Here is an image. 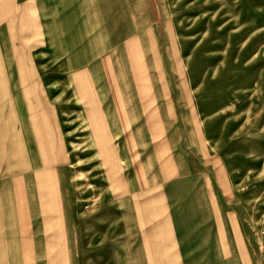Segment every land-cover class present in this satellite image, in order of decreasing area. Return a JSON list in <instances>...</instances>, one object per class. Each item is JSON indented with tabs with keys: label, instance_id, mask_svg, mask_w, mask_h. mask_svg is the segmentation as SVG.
Instances as JSON below:
<instances>
[{
	"label": "rangeland",
	"instance_id": "374dc122",
	"mask_svg": "<svg viewBox=\"0 0 264 264\" xmlns=\"http://www.w3.org/2000/svg\"><path fill=\"white\" fill-rule=\"evenodd\" d=\"M63 5L60 17L32 18L48 23L31 26L44 31L23 32L17 24L15 32H0V237L8 233L13 180L17 200L25 206L28 198L26 206L32 205L26 207L32 216L25 219L28 230L39 217L46 188L39 171L55 175L61 169L64 175L47 191L49 207L59 193L65 236L52 241L49 228L44 261L72 264V186L87 233V218L99 212L104 196L105 169L102 160L86 156L98 148L87 143L89 130L73 109L85 105L78 86L103 89L112 64L129 77L133 64L140 63L144 75L156 80L154 88L172 94L183 119L200 125L208 145L207 169L222 170L219 180L224 206L234 215L233 229L228 228L236 234L239 264H264V0H147L145 5L142 0H64ZM142 31L158 43L148 48L139 43ZM79 73L80 79L74 78ZM73 151L81 152L79 162ZM73 168H79V180ZM3 241L0 264H12ZM83 243L85 254L86 236ZM120 259L109 255L107 263L121 264ZM39 263L38 255L15 262ZM81 264H88L86 255Z\"/></svg>",
	"mask_w": 264,
	"mask_h": 264
},
{
	"label": "crops",
	"instance_id": "0c3cea01",
	"mask_svg": "<svg viewBox=\"0 0 264 264\" xmlns=\"http://www.w3.org/2000/svg\"><path fill=\"white\" fill-rule=\"evenodd\" d=\"M142 1L144 5L147 2ZM63 2L0 0V32H15L17 24L23 32L44 31L31 26L48 23H37L32 18L62 16ZM148 33L142 31L138 38L146 48L158 43L150 40ZM135 42L129 41L128 47ZM166 59L171 61L168 56ZM112 66L111 78L109 82L105 80L103 89L79 84L77 96H82L85 105L73 107L80 114L83 127L89 130L87 143L98 148L88 152L87 158L102 160L105 169L104 196L99 212L87 218V233L81 228L74 200L76 186H72L71 263L81 264V257L86 255L88 264H109V255H119L121 264H239L236 234L228 228L231 225L233 229L234 215L224 206L219 180L222 170L207 169L208 145L198 121L184 120L172 94L154 88L156 80L152 74L144 75L140 63L133 64L129 77ZM80 75L75 74L74 78L80 79ZM77 139L79 142V135ZM72 140L75 143V134ZM80 154L73 151V160L79 162ZM72 170L73 178L77 175L79 180V168ZM62 173L61 169L55 175L48 170L39 171L40 184L46 188L40 198L39 217L31 221L28 230L25 219L31 213L26 207L31 209L32 205L26 206L28 198L25 206L17 200L18 182L13 180L8 233L2 237L12 264L17 257L32 255H38L39 264H47L44 258L49 254V228L52 241L63 240L66 228L59 211L60 196L56 190L52 203L55 206L49 207L47 191ZM85 236L88 248L84 254L81 247ZM132 241L135 243L129 248Z\"/></svg>",
	"mask_w": 264,
	"mask_h": 264
}]
</instances>
